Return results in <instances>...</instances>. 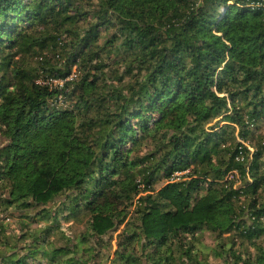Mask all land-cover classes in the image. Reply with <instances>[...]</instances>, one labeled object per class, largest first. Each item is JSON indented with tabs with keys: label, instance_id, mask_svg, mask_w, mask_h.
I'll return each mask as SVG.
<instances>
[{
	"label": "trees",
	"instance_id": "16d2710c",
	"mask_svg": "<svg viewBox=\"0 0 264 264\" xmlns=\"http://www.w3.org/2000/svg\"><path fill=\"white\" fill-rule=\"evenodd\" d=\"M261 124L264 0H0V264H264Z\"/></svg>",
	"mask_w": 264,
	"mask_h": 264
},
{
	"label": "rangeland",
	"instance_id": "374dc122",
	"mask_svg": "<svg viewBox=\"0 0 264 264\" xmlns=\"http://www.w3.org/2000/svg\"><path fill=\"white\" fill-rule=\"evenodd\" d=\"M219 120L220 119H218V121ZM260 127L262 129L264 125L261 124ZM250 151L252 152V149H250ZM178 175L180 174H177L176 176ZM6 216H7L6 214L1 215L2 219L5 218ZM4 224L6 225L4 226L5 229L8 230L5 236L9 237L10 241L12 242V238H13L12 234L18 228L17 222L15 220L5 219ZM31 229L39 230V228L36 225H32ZM115 235L116 234H114L113 241H112V245H113V249L111 251L112 255L109 260L113 259V250H115V241H114ZM213 247H214L213 237L207 233L203 234L202 239H201V244L198 246L200 251L204 254V255H201L200 257L201 264H220L219 258L215 256L212 251ZM9 252L11 253V250ZM107 264H110L109 261L107 262Z\"/></svg>",
	"mask_w": 264,
	"mask_h": 264
},
{
	"label": "built area",
	"instance_id": "2783aa9c",
	"mask_svg": "<svg viewBox=\"0 0 264 264\" xmlns=\"http://www.w3.org/2000/svg\"><path fill=\"white\" fill-rule=\"evenodd\" d=\"M256 5L258 6V4H256ZM74 76L75 75H74V71H73V73L71 74V76L67 80H71ZM44 84H49V82L46 81ZM51 84H53L55 86H57V85L61 86L62 85V81L54 80V81H51Z\"/></svg>",
	"mask_w": 264,
	"mask_h": 264
}]
</instances>
